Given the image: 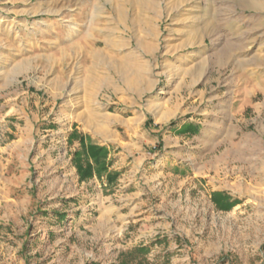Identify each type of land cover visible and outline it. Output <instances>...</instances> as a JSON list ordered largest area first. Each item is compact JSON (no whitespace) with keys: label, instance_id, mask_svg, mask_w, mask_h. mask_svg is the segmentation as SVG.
<instances>
[{"label":"rangeland","instance_id":"1","mask_svg":"<svg viewBox=\"0 0 264 264\" xmlns=\"http://www.w3.org/2000/svg\"><path fill=\"white\" fill-rule=\"evenodd\" d=\"M254 3L0 0V264H264V116L216 97ZM74 130L114 181H79Z\"/></svg>","mask_w":264,"mask_h":264},{"label":"crops","instance_id":"2","mask_svg":"<svg viewBox=\"0 0 264 264\" xmlns=\"http://www.w3.org/2000/svg\"><path fill=\"white\" fill-rule=\"evenodd\" d=\"M254 2L255 0H252V4H255ZM222 16V22L216 26L222 38L221 43H226L231 38L232 45L236 48L231 50V56L237 57V60L235 62L236 66L232 71V76L226 83L228 87L223 92L217 91L218 95L216 97L223 103L231 101V105L228 106L226 104V107H222L220 111L223 113L227 109L228 112L241 114L245 110L252 109L255 112V117H262L264 116V32L256 34V30L260 26L254 25L253 22L261 21L263 22L262 27H264V11L259 9L257 14H251L248 19L242 16L240 20L245 23L243 27H240V21L236 22V32L226 27L228 15L222 13ZM177 35L182 36L181 32L177 33ZM180 36L173 35L174 38ZM67 37L72 42V36H66L65 40ZM188 46L189 40L186 39L181 43H172L170 51L179 54L180 51H183ZM221 55L222 58H225L227 50H224V54L221 53ZM182 59L184 60L185 57ZM256 128L258 129L256 130L257 134L262 136L261 139H263L264 126L261 127L260 123L256 122Z\"/></svg>","mask_w":264,"mask_h":264},{"label":"trees","instance_id":"3","mask_svg":"<svg viewBox=\"0 0 264 264\" xmlns=\"http://www.w3.org/2000/svg\"><path fill=\"white\" fill-rule=\"evenodd\" d=\"M74 140L79 142V149L73 153L72 166L76 170L79 181H88L94 176L100 179L103 174H106L108 183L114 181V176L108 173V167L110 166L108 149L86 144L83 136L79 135L75 130L68 137V143H72ZM212 201L218 209L224 211L230 210L239 203L237 200L231 201L226 195L219 192L212 193ZM64 219L65 216L62 215L57 218L59 222H63ZM140 251L145 252L147 248H141ZM122 264L125 263L122 262Z\"/></svg>","mask_w":264,"mask_h":264}]
</instances>
